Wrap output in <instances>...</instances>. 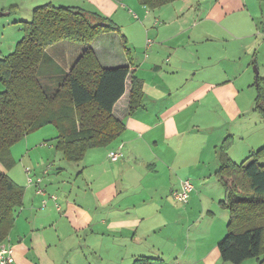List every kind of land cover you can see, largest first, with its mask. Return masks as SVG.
Segmentation results:
<instances>
[{"label":"crops","instance_id":"1","mask_svg":"<svg viewBox=\"0 0 264 264\" xmlns=\"http://www.w3.org/2000/svg\"><path fill=\"white\" fill-rule=\"evenodd\" d=\"M44 4L114 22L117 31L90 45L103 67L129 66L143 94L129 112L125 93L115 106L125 128L77 164L64 160L51 125L13 145L15 164L0 163V172L23 187V205L0 246H13L14 264H133L142 256L165 264H228L218 244L230 212L220 203L225 188L216 173L226 158L242 162L264 146V132L247 138L252 126L245 120L256 111L261 121L252 129L264 128L253 71L258 64L264 79V0H172L155 8L140 0H0V11L24 23ZM0 28V48L10 54L23 30L9 19ZM75 46L73 61L82 51ZM71 64L62 67L69 71ZM120 144L123 156L112 161L108 153ZM27 168L42 177L45 194L28 183ZM184 178L193 189L179 209L172 192Z\"/></svg>","mask_w":264,"mask_h":264},{"label":"trees","instance_id":"2","mask_svg":"<svg viewBox=\"0 0 264 264\" xmlns=\"http://www.w3.org/2000/svg\"><path fill=\"white\" fill-rule=\"evenodd\" d=\"M170 1L140 0L149 8ZM23 30L14 50L0 56V81L5 86L0 91V163L6 168L14 166L13 145L51 125L58 132L57 147L64 160L77 164L90 148L108 145L125 128L115 106L129 92L128 109L133 112L141 102V81L129 66L105 68L100 64L90 44L99 34L118 30L101 15L44 4L34 8ZM65 40L82 46L69 71L47 50ZM256 83V106L264 116V79L259 74ZM231 140L225 139V150ZM263 156L264 146L242 162L226 158L216 173L225 188L220 203L230 212L227 232L218 244L223 261L242 264L257 258V264H264ZM38 177L33 175L35 180ZM22 205L23 187L0 172V243L9 236ZM133 264L165 263L159 257L142 256Z\"/></svg>","mask_w":264,"mask_h":264},{"label":"rangeland","instance_id":"3","mask_svg":"<svg viewBox=\"0 0 264 264\" xmlns=\"http://www.w3.org/2000/svg\"><path fill=\"white\" fill-rule=\"evenodd\" d=\"M10 16H9V14L8 15H5V16H1L0 17V21H1V19H3V21H5L6 19H9V21H10V24L11 25H14V24H17V25H19V27H21L22 28V30H23V27H24V23H20V22H15L14 20H15V14H14V12H12V14H11V18H9ZM31 19V18H30ZM29 19V20H30ZM23 34H24V30H23ZM8 35H10V34H8V33H5V35H4V37L6 38V37H8ZM149 39H152L151 37L149 38ZM2 40H3V35H2V32H1V28H0V43L2 42ZM148 40V39H147ZM80 45L79 43H77V42H72V45L70 44H67V42H66V40L65 41H61V42H58L57 44H55V45H53V46H50L49 47V49H48V51L50 52V53H52L55 57H56V59H57V64H59V65H61V66H64V67H67V65H70L71 64V62L73 61V57H70L69 56V54H70V50H72V51H74L75 52V49H76V47L77 46H75V45ZM63 48H65V51H66V55H62V49ZM126 50V49H125ZM147 52V51H146ZM143 53H145V51L143 50ZM1 54H9V51H6V50H4V49H2V48H0V55ZM254 67H255V65H253V71L255 72V74H256V71H255V69H254ZM257 67H258V71H260L259 69V66H258V64H257ZM261 76V75H260ZM255 82H256V80H255ZM257 84V83H256ZM5 89V86H4V84L0 81V91H3ZM255 89V88H254ZM253 88H252V91L254 92L255 90H254ZM245 120L246 121H248V125H250V126H252L251 127V131H250V133L248 134V137L247 138H250L251 137V139L250 140H253L255 137H256V135H258V134H261L260 132H264V128L263 129H260V128H258V129H252V128H255L257 125H256V123H258V122H260L261 121V117H260V115H259V113L258 112H256V111H253V110H251L249 113H248V115L246 116V118H245ZM263 134V133H262ZM235 141H236V143H243V139H241L239 136H237L236 138H235ZM264 144V143H263ZM17 152H18V155L20 156L22 153H21V150L20 149H18L17 150ZM238 161H242L243 159H241V157H238V159H237ZM262 163H264V156H263V158H262V161H261ZM175 203H176V205H177V207L180 209V208H182L183 207V205H184V203H181V202H178L177 200L175 201ZM181 212H184V210H180ZM220 211V210H219ZM222 211V210H221ZM223 211H226V213H229V211L228 210H223ZM178 213L179 212H177V215H175V217H180V218H184L185 216H180V215H178ZM230 214V213H229ZM227 215V214H226ZM226 220H227V216H226ZM227 224H228V221H227ZM225 236V235H224ZM223 236V237H224ZM222 237V238H223ZM258 261V259L257 258H249V259H247V260H245L242 264H253V262L255 263V262H257ZM225 263H228V264H233V263H231V262H225Z\"/></svg>","mask_w":264,"mask_h":264},{"label":"built area","instance_id":"4","mask_svg":"<svg viewBox=\"0 0 264 264\" xmlns=\"http://www.w3.org/2000/svg\"><path fill=\"white\" fill-rule=\"evenodd\" d=\"M152 40L148 39V44H151ZM123 144L118 145L117 147L111 149L108 153L109 158L112 161H118L122 156ZM51 168V164L46 165L44 169V174L48 172V170ZM28 173V183L29 184H36L38 185V192L41 194H45V189L40 185L42 181V177H38L36 180L33 178L31 174L30 168L26 169ZM193 189V184L189 178H184L180 182V187L172 192V196L175 200L181 203H187L190 197V193ZM55 204L59 206L58 198L56 195L51 196ZM44 204L46 203V200L43 201ZM15 263V251L12 245L6 244L0 246V264H14Z\"/></svg>","mask_w":264,"mask_h":264},{"label":"water","instance_id":"5","mask_svg":"<svg viewBox=\"0 0 264 264\" xmlns=\"http://www.w3.org/2000/svg\"><path fill=\"white\" fill-rule=\"evenodd\" d=\"M9 13H10L9 11H0V17H1V16L8 15ZM254 69H255V71H256V78H257V76H258V74H259V71H258V67H257V65L254 67Z\"/></svg>","mask_w":264,"mask_h":264}]
</instances>
